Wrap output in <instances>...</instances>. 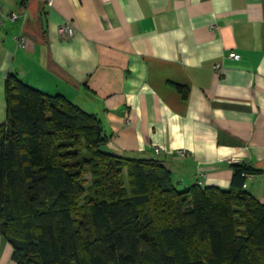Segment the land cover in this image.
<instances>
[{"label": "crops", "instance_id": "crops-1", "mask_svg": "<svg viewBox=\"0 0 264 264\" xmlns=\"http://www.w3.org/2000/svg\"><path fill=\"white\" fill-rule=\"evenodd\" d=\"M0 7L20 15L0 25V124L14 72L95 113L110 136L105 150L163 159L179 189L201 179L244 187L264 202V0H0ZM66 22L70 37L59 32ZM236 163L255 169L242 185ZM0 264H16L1 234Z\"/></svg>", "mask_w": 264, "mask_h": 264}, {"label": "trees", "instance_id": "trees-1", "mask_svg": "<svg viewBox=\"0 0 264 264\" xmlns=\"http://www.w3.org/2000/svg\"><path fill=\"white\" fill-rule=\"evenodd\" d=\"M5 93L0 234L16 264H264V202L248 189H179L163 159L105 150L100 118L64 94L14 72Z\"/></svg>", "mask_w": 264, "mask_h": 264}, {"label": "built area", "instance_id": "built-area-1", "mask_svg": "<svg viewBox=\"0 0 264 264\" xmlns=\"http://www.w3.org/2000/svg\"><path fill=\"white\" fill-rule=\"evenodd\" d=\"M48 5H52L53 0H46ZM20 15L16 11H11V12H4L2 8L0 7V25L4 23L5 19H10V20H15L19 18ZM59 32L62 37H70L74 34V27L70 23H63L59 27ZM16 41L18 45L20 46H25V35L23 33H19L16 36ZM229 56L231 57H238L239 55L235 51H231L229 53ZM214 67L217 69L221 68V63L216 62L214 64ZM156 150H159L158 147H156ZM179 152L181 153H186V150L184 148L180 149ZM205 175V172H200V177L202 178ZM201 182V179L199 180Z\"/></svg>", "mask_w": 264, "mask_h": 264}, {"label": "rangeland", "instance_id": "rangeland-1", "mask_svg": "<svg viewBox=\"0 0 264 264\" xmlns=\"http://www.w3.org/2000/svg\"><path fill=\"white\" fill-rule=\"evenodd\" d=\"M200 183V182H199Z\"/></svg>", "mask_w": 264, "mask_h": 264}]
</instances>
